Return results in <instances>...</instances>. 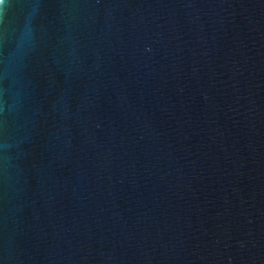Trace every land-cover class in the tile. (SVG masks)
<instances>
[{
    "label": "water",
    "instance_id": "1",
    "mask_svg": "<svg viewBox=\"0 0 264 264\" xmlns=\"http://www.w3.org/2000/svg\"><path fill=\"white\" fill-rule=\"evenodd\" d=\"M0 264H264V0H3Z\"/></svg>",
    "mask_w": 264,
    "mask_h": 264
},
{
    "label": "snow or ice",
    "instance_id": "2",
    "mask_svg": "<svg viewBox=\"0 0 264 264\" xmlns=\"http://www.w3.org/2000/svg\"><path fill=\"white\" fill-rule=\"evenodd\" d=\"M3 2V0H0V3H2Z\"/></svg>",
    "mask_w": 264,
    "mask_h": 264
}]
</instances>
